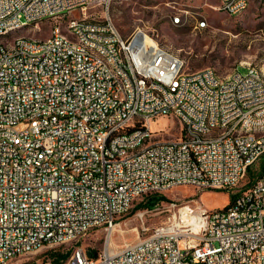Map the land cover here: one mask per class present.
<instances>
[{"label":"built area","instance_id":"1","mask_svg":"<svg viewBox=\"0 0 264 264\" xmlns=\"http://www.w3.org/2000/svg\"><path fill=\"white\" fill-rule=\"evenodd\" d=\"M111 1L0 0V34L13 23L38 24L59 8L87 14L90 5L108 8ZM221 1L228 15L248 4ZM107 12L90 23L65 17L72 41L62 40L56 24L51 40L22 38L12 51L1 49L0 264H10L16 252L111 227L135 203L174 187L233 192L264 157V138L242 137L244 128L264 124L259 68H238L232 80L217 78L212 67L189 70L183 57L158 52L146 30L123 36ZM208 25L197 21L196 28ZM74 35L85 36L88 47L74 45ZM32 115L40 124L29 123ZM162 116L183 122V134L161 143L166 130H154L152 121ZM204 117L229 120V128L211 133ZM133 120L140 131H127ZM149 132L157 133L154 145L142 154L126 151ZM67 166H79V175L66 174ZM168 261L264 264V168L222 208L183 205L170 223L119 251L90 256L76 246L65 264Z\"/></svg>","mask_w":264,"mask_h":264},{"label":"rangeland","instance_id":"2","mask_svg":"<svg viewBox=\"0 0 264 264\" xmlns=\"http://www.w3.org/2000/svg\"><path fill=\"white\" fill-rule=\"evenodd\" d=\"M220 5L221 0H112L108 8L90 5L87 18L103 20L108 11L123 36L138 28L146 30L159 45L183 57L189 70L212 67L225 77L238 68L246 72V66H254L264 73V0H250L247 10L238 15H228L219 9ZM178 13L183 23L173 21ZM73 14L78 18L81 11H72L67 17ZM202 19L209 25L196 28L195 24ZM65 21V18H51L15 28L0 34V44H13L17 37L48 38L55 23H61V30L65 32ZM152 126L154 130H166L160 132V139H174L180 135V125L172 118L162 116L152 121ZM153 139H157V134ZM263 168L264 157L250 167L245 181L233 192L191 185L174 187L164 192L165 198L151 209L135 208L140 203L137 202L111 227H95L77 239L19 255L10 264H55L59 255L71 253L76 246L83 247L87 254L104 249L119 251L126 243L146 237L156 227L170 223L183 205L198 202L211 209L224 207L234 193L251 185Z\"/></svg>","mask_w":264,"mask_h":264},{"label":"bare ground","instance_id":"3","mask_svg":"<svg viewBox=\"0 0 264 264\" xmlns=\"http://www.w3.org/2000/svg\"><path fill=\"white\" fill-rule=\"evenodd\" d=\"M240 2H247V0H240ZM249 4V1H248ZM248 4H243L242 7L239 8V12H236L234 15H238L245 11L248 7ZM225 8V1H221V5L219 9ZM73 8H59V13L57 12H47L43 17H41L40 21L51 19V18H65L67 17L68 13H71ZM81 16L76 18V22L78 23H90L91 19L87 18V14H85V10H80ZM188 12V11H187ZM72 17V16H69ZM198 21H205L206 19L198 20ZM175 23H183L184 19L179 14V21H174ZM56 24L59 30V34L62 35V40L65 41H72V23L70 20L65 21V28L66 31H62L61 23H55L51 27V35L45 39H37L31 37H17L15 42L12 44H0V59L2 57V50L3 51H12L15 46L18 44V40L23 39H30L32 41H48L55 37V29ZM30 25V23H13V25L7 26V32L13 30L15 28H19L22 26ZM197 27V23L195 24ZM150 42H157L154 38L150 36ZM74 45L81 46V47H88V39L85 38L83 35H74ZM2 49V50H1ZM157 49L158 52L166 54L168 56H174V58H181L175 52L169 50L168 48L159 45L157 42ZM96 59H105V52H96ZM250 68H256L251 66ZM215 75L217 78H223V80H232V77H235L237 74V70L232 71L228 76L222 77L218 74V72L214 69ZM260 77L264 80V73L259 69ZM29 123L31 124H40V115H32L29 116ZM180 125V135L184 132V123L178 122ZM204 125H211V133H219L220 131H227L229 128V120H221L220 122H213L211 123V117H204ZM141 129V122L140 120H133L132 123H127V131L128 132H138ZM156 132H149L143 134L139 140H136L134 143H127L126 144V151L130 152V154H142L145 152V149L149 146H152L156 143L157 139H153L156 135ZM203 137H210V130H203ZM242 137L245 138H264V124H254L251 128H244L242 130ZM172 139H160L161 143H168ZM66 174L70 175H79V166H67L66 167ZM65 243V239H56V244ZM28 252H16L15 258L19 255L25 254ZM168 264H188L184 262H177V261H168Z\"/></svg>","mask_w":264,"mask_h":264},{"label":"trees","instance_id":"4","mask_svg":"<svg viewBox=\"0 0 264 264\" xmlns=\"http://www.w3.org/2000/svg\"><path fill=\"white\" fill-rule=\"evenodd\" d=\"M162 198H165L164 194H153L149 195L145 200L141 201L140 203H137L135 208H148L151 209L153 208L158 202L161 201ZM70 255V252L67 254H61L56 258V263L55 264H63ZM90 256H97L98 252L96 251L93 254H89Z\"/></svg>","mask_w":264,"mask_h":264},{"label":"crops","instance_id":"5","mask_svg":"<svg viewBox=\"0 0 264 264\" xmlns=\"http://www.w3.org/2000/svg\"><path fill=\"white\" fill-rule=\"evenodd\" d=\"M248 1H249V4H250V0H248ZM249 4H248V7H249ZM248 7H247V8H248ZM246 10H247V9H246ZM246 10H245V11H246Z\"/></svg>","mask_w":264,"mask_h":264}]
</instances>
